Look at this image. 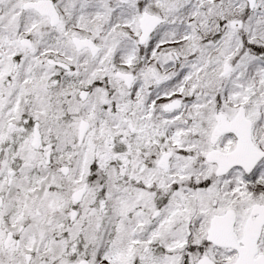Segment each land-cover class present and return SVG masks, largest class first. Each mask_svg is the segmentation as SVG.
<instances>
[{"label": "snow or ice", "instance_id": "6c2138e0", "mask_svg": "<svg viewBox=\"0 0 264 264\" xmlns=\"http://www.w3.org/2000/svg\"><path fill=\"white\" fill-rule=\"evenodd\" d=\"M0 264H264V0H0Z\"/></svg>", "mask_w": 264, "mask_h": 264}]
</instances>
